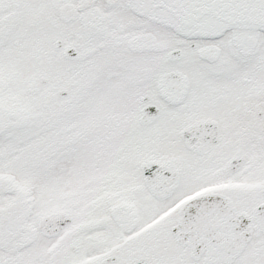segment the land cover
I'll return each instance as SVG.
<instances>
[{"label":"snow or ice","instance_id":"snow-or-ice-1","mask_svg":"<svg viewBox=\"0 0 264 264\" xmlns=\"http://www.w3.org/2000/svg\"><path fill=\"white\" fill-rule=\"evenodd\" d=\"M0 264H264V0H0Z\"/></svg>","mask_w":264,"mask_h":264}]
</instances>
